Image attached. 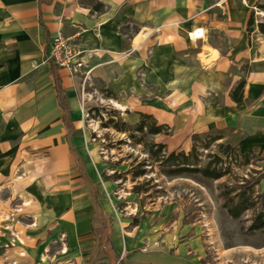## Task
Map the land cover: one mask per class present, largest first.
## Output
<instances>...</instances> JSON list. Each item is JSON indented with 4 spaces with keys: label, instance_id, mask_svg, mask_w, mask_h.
<instances>
[{
    "label": "crops",
    "instance_id": "crops-1",
    "mask_svg": "<svg viewBox=\"0 0 264 264\" xmlns=\"http://www.w3.org/2000/svg\"><path fill=\"white\" fill-rule=\"evenodd\" d=\"M83 1L0 0V222L17 241L8 262L27 264L28 252L62 236L50 255L58 264H222L192 226L179 240L143 242L127 223H95L102 207L75 147L82 121L71 119L67 96L78 91L77 76L55 68L62 105L42 57L48 40L73 36L96 50L94 60L115 63L118 87L142 84L161 96L116 104L145 105L175 134L184 131L185 151L193 134L214 130L241 154H264V20L252 15L264 0H88L118 10L117 18ZM128 21L139 26L130 39L118 30ZM196 28L203 39L190 41ZM240 81L236 103L230 93Z\"/></svg>",
    "mask_w": 264,
    "mask_h": 264
},
{
    "label": "rangeland",
    "instance_id": "rangeland-1",
    "mask_svg": "<svg viewBox=\"0 0 264 264\" xmlns=\"http://www.w3.org/2000/svg\"><path fill=\"white\" fill-rule=\"evenodd\" d=\"M82 4L93 10L97 8V13L110 14L111 18L120 15L118 10L105 5L98 7L99 4L92 1ZM257 11L264 12L257 8L252 15L264 20V16L256 15ZM138 29L139 26L131 21L118 26L127 39ZM50 41L44 46L42 61L45 64L51 62ZM68 50L76 52L75 62L82 63L76 71L68 70L70 76H77L74 82L78 91L73 86L67 96L71 119L82 121L75 147L82 156L91 180L90 187L97 191L102 207V211L96 213L100 221L95 223L103 222L107 229L115 224L122 229L121 224L127 223L125 230L137 229L143 242L154 238L160 242L171 235L179 240L184 237V227L192 226L203 236L210 257L219 250L222 264H264V228L250 229L255 217L260 212L264 214V154L255 152L244 157L226 140H212L218 134L210 130L199 135L196 155L201 166L208 164L210 170L220 169L223 176L212 179L196 174L167 175L169 167L165 163L160 165L148 154V149L152 144H163L165 149L158 153L159 156H167L172 151L187 153L191 149V139L189 150L185 151L184 131L175 134L174 128L162 125L148 112L147 106L125 109L116 106V103L127 106L134 96L142 100L161 96L142 84L134 88L132 82H128L125 87H118L120 76L115 63L108 59L94 60L96 50L79 39L69 40ZM139 82L142 83L137 78V84ZM155 102L154 99L152 105L159 107ZM138 113L151 115L152 119ZM153 121L164 126L162 133H148L147 128ZM139 126L142 131H138ZM240 196L252 208L233 218L228 209L236 207ZM43 208L46 212L47 207ZM1 223L0 264H10L7 257L13 255L12 248L17 241L9 233L2 232ZM63 243L66 241L61 236L47 241L45 246L39 245L36 253L28 252L31 260L27 264H58L50 255L59 254ZM229 248L234 252L229 255L230 261L224 256H228V251H224Z\"/></svg>",
    "mask_w": 264,
    "mask_h": 264
},
{
    "label": "trees",
    "instance_id": "trees-1",
    "mask_svg": "<svg viewBox=\"0 0 264 264\" xmlns=\"http://www.w3.org/2000/svg\"><path fill=\"white\" fill-rule=\"evenodd\" d=\"M40 2L42 1H47V0H39ZM252 24L251 18L248 21V26ZM259 31H264V24H259ZM52 66L53 74H54V81H55V89L57 92V97L58 100L64 105V99H63V93L60 87V81L58 76L55 73V66L54 64L50 63ZM243 88H244V81H240L236 87L231 91L230 93V98L232 101L239 103L243 101ZM140 116L148 119H152L151 115L147 114H142L138 113ZM164 127V126H163ZM162 125L158 126L154 121L152 124L148 126V133L150 135H158L162 133L163 129ZM166 127V126H165ZM138 131H142V126H139ZM200 134H193L191 136V149L189 152L185 153L183 151L179 153H175L174 151L170 152L169 154L164 155L162 154L161 156L158 155V153L162 150L165 149V145L163 144H152L150 148L148 149V154L155 159L156 161L160 162V165L166 164L169 169L167 172H165L167 175L170 176H179V175H186V174H196V175H201L203 177H208L212 179H218L223 176L222 172L220 169L218 170H210L209 165H200V161L196 155V143L197 139L199 138ZM222 139L220 136H214L212 140L217 141ZM229 147V146H228ZM153 148H156L155 151H153ZM244 157H247L248 154H243ZM194 158V160H192ZM252 208L251 204H248L246 199H243L240 196V200L237 202L236 207L229 208L228 213L231 217L237 218L241 212L248 210ZM264 228V214L260 212L256 217L255 220L252 222L250 229L252 230H257ZM98 245H100V238L98 237ZM120 264V263H118Z\"/></svg>",
    "mask_w": 264,
    "mask_h": 264
},
{
    "label": "built area",
    "instance_id": "built-area-1",
    "mask_svg": "<svg viewBox=\"0 0 264 264\" xmlns=\"http://www.w3.org/2000/svg\"><path fill=\"white\" fill-rule=\"evenodd\" d=\"M256 15L264 16V12L257 11ZM186 35L190 41H197L203 39L204 32L202 28H196L187 32ZM73 39V36L65 37L60 33L52 38L50 46V63L70 71H76L77 68L82 66L81 62H75L74 60L76 52L73 54L68 50V41Z\"/></svg>",
    "mask_w": 264,
    "mask_h": 264
},
{
    "label": "bare ground",
    "instance_id": "bare-ground-1",
    "mask_svg": "<svg viewBox=\"0 0 264 264\" xmlns=\"http://www.w3.org/2000/svg\"><path fill=\"white\" fill-rule=\"evenodd\" d=\"M116 106H117V107H119L120 109H123V108H124V107H123V108H122V107H120L118 104H116Z\"/></svg>",
    "mask_w": 264,
    "mask_h": 264
}]
</instances>
